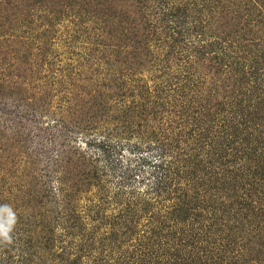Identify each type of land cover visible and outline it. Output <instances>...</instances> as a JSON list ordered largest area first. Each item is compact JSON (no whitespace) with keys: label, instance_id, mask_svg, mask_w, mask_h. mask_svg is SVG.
<instances>
[{"label":"rangeland","instance_id":"374dc122","mask_svg":"<svg viewBox=\"0 0 264 264\" xmlns=\"http://www.w3.org/2000/svg\"><path fill=\"white\" fill-rule=\"evenodd\" d=\"M0 264H264V0H0Z\"/></svg>","mask_w":264,"mask_h":264},{"label":"trees","instance_id":"16d2710c","mask_svg":"<svg viewBox=\"0 0 264 264\" xmlns=\"http://www.w3.org/2000/svg\"><path fill=\"white\" fill-rule=\"evenodd\" d=\"M160 165L161 164H158L157 167L161 168L162 171L159 177L155 178V192H158L160 190L163 191V188L161 187L163 186L165 178H168L167 173L169 172V168H166L167 164L163 163L162 166ZM186 188H181L183 190V192L181 193V198L178 197V202L176 201L174 204L170 205L169 208L168 206H166V209H164V213H157L156 215L151 213L148 215V217L145 216V222L144 224H142L144 228L141 229V232H138L137 237H134V243L130 245L132 247V250L125 251L126 253H129L130 256L128 257H134L133 252L137 250L138 254L141 253L142 255H146L149 248L159 249L162 248L163 245L164 247L167 246V243L169 242L164 240V238L166 237V235H168V232H163V230L168 227H174L176 224H178L179 222L176 223V220L179 218L178 214H180V212H186L187 210H189V208L191 207L190 204L195 203L197 197H200L201 200L203 198L200 192L192 191L190 189L187 190ZM129 203L130 201L127 202V214H131V212L134 210L133 204L130 205ZM170 216L173 217L171 218ZM138 254L137 259H140L138 258Z\"/></svg>","mask_w":264,"mask_h":264}]
</instances>
